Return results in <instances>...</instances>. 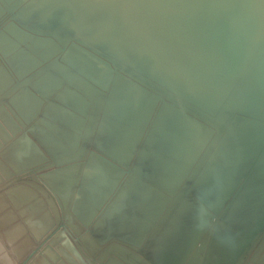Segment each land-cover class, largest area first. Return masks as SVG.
<instances>
[{
  "label": "water",
  "instance_id": "95a60500",
  "mask_svg": "<svg viewBox=\"0 0 264 264\" xmlns=\"http://www.w3.org/2000/svg\"><path fill=\"white\" fill-rule=\"evenodd\" d=\"M0 264H264V0H0Z\"/></svg>",
  "mask_w": 264,
  "mask_h": 264
}]
</instances>
